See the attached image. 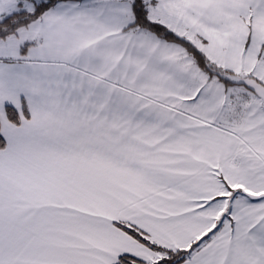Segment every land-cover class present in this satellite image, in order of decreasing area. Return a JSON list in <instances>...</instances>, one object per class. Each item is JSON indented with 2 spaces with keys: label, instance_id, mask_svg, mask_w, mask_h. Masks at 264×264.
<instances>
[{
  "label": "snow or ice",
  "instance_id": "obj_1",
  "mask_svg": "<svg viewBox=\"0 0 264 264\" xmlns=\"http://www.w3.org/2000/svg\"><path fill=\"white\" fill-rule=\"evenodd\" d=\"M0 264H264V0H0Z\"/></svg>",
  "mask_w": 264,
  "mask_h": 264
}]
</instances>
